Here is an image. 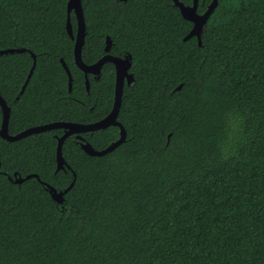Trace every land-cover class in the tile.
<instances>
[{"label":"trees","instance_id":"trees-1","mask_svg":"<svg viewBox=\"0 0 264 264\" xmlns=\"http://www.w3.org/2000/svg\"><path fill=\"white\" fill-rule=\"evenodd\" d=\"M68 1L0 0V51L25 50L0 55L12 136L113 110L115 66L88 74L87 88ZM81 1L83 62L106 55L107 37L111 55L132 57L117 118L126 140L90 156L79 136L101 151L120 128L72 135L57 171L63 129L0 137V264H264V0H218L200 44L184 41L193 23L173 0ZM71 23L76 35L74 12ZM27 175L39 178L14 182ZM74 180L62 203L44 185Z\"/></svg>","mask_w":264,"mask_h":264},{"label":"water","instance_id":"water-1","mask_svg":"<svg viewBox=\"0 0 264 264\" xmlns=\"http://www.w3.org/2000/svg\"><path fill=\"white\" fill-rule=\"evenodd\" d=\"M175 5H177L181 11L182 16L193 23V28L190 31V33L184 38V41L189 40L192 37H197L199 44L201 43V35L202 31L207 24L208 19L210 18L211 14L215 10L218 4V0H213L212 3L209 5L208 9L203 13H198V5L199 0H193V4L191 6H186L183 3H181L179 0H173ZM68 18H67V25L66 29L69 34V36L75 40L74 44V58L75 63L77 67L82 70L86 76V85L87 88H89V80L87 79L88 74H94L99 76L101 69L103 68L104 64L107 62H111L115 66L116 70V83H115V100H114V107L112 112L104 119L91 123V124H80V123H73V122H54L49 123L41 126H35L32 128H28L24 130L23 132L17 134V135H10L8 132V126H9V119H10V112L11 109L7 105L6 101L3 99V97L0 95V106L2 108L3 113V123L0 130V137L9 141L14 142L21 140L27 136H30L32 134H37L53 129H63L64 134L63 136L58 138V147H57V171L65 169L67 166L66 161L64 160L63 154H62V147L64 144V141L72 136V135H80L82 133L86 132H95L98 130L106 129L110 126H118L120 128V138L116 142L112 143L109 147H107L104 150L98 151L95 150L89 143H86L83 138L79 136V139L83 141L82 143V149L90 156H103L107 153H110L114 151L117 147H119L125 140H126V130L124 126L117 120L118 114L120 111L121 103H122V96L124 91V85L127 82L129 85L133 82V77L131 74H129V69L131 67V63L128 59H121L120 57H115L109 54V51L112 47V41L110 37H107L106 39V55H104L98 62H96L93 65H86L82 60V48L85 42L86 37V22L84 17V11L82 6L81 0H69L68 1ZM74 12L76 19H77V32L76 35L73 31V26L71 23V13ZM24 49H9V50H1L0 55H6V54H13L18 52H24ZM33 57V66L30 70V73L26 79V82L24 86L22 87V90L20 94H22L29 83L30 78L32 77L33 71L36 66V56L32 54ZM61 63L68 75V86H69V92L72 91L73 86V78L72 74L67 67L64 60L61 59ZM181 88V85L177 88L178 90ZM170 137V136H169ZM17 174H15L16 176ZM39 178L37 175H27L25 178H16L14 180L15 183L21 184L27 179L30 178ZM75 180L73 183L63 192H57L53 187L46 185V188L50 191L52 198L58 202L62 203L64 200V195L73 187Z\"/></svg>","mask_w":264,"mask_h":264},{"label":"flooded vegetation","instance_id":"flooded-vegetation-1","mask_svg":"<svg viewBox=\"0 0 264 264\" xmlns=\"http://www.w3.org/2000/svg\"><path fill=\"white\" fill-rule=\"evenodd\" d=\"M74 31V30H73ZM110 54V53H109ZM111 55V54H110ZM113 56V55H112ZM120 58L121 59H128L129 61H130V63H131V59H132V57H131V55L130 54H128V53H124V55L123 56H120ZM1 95V94H0ZM0 108H1V106H0ZM1 112H2V108H1ZM2 123H3V113H2V117H1V121H0V130H1V127H2ZM9 132V131H8Z\"/></svg>","mask_w":264,"mask_h":264}]
</instances>
